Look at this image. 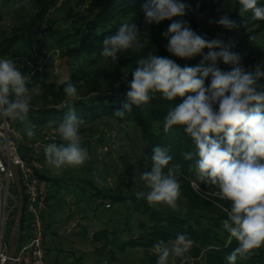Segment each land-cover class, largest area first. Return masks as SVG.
<instances>
[{
	"label": "clouds",
	"instance_id": "1",
	"mask_svg": "<svg viewBox=\"0 0 264 264\" xmlns=\"http://www.w3.org/2000/svg\"><path fill=\"white\" fill-rule=\"evenodd\" d=\"M239 4L244 12H252V19L264 20V6H258V0H239ZM24 6L31 9V0H24ZM190 10L191 6L183 0H147L142 5L146 24L172 21L162 33L168 41L166 50L172 56L192 59L202 55L203 61L197 66L181 67L173 59L158 54L139 57L128 82L127 101L114 115L123 118L133 105L141 107L156 94L168 101L180 98L163 119L164 132L173 126L184 128L196 147L197 180L214 186L218 189L215 194L230 203L222 227L229 241L235 239L238 243L226 257L228 264H236L238 258L246 259L254 249L264 246V63L244 68L242 57L230 51V45L219 39L210 40L190 27L183 19ZM174 17L181 19L173 20ZM213 22L229 30L237 27L227 14L210 21ZM140 33L135 23H123L115 34L104 37L100 54L116 62L129 50L141 52L145 44ZM204 61L211 63L204 66ZM218 61L231 65V69L222 70ZM209 77L210 84L205 86ZM30 82V77L23 75L11 58L0 59V119L27 121L33 99L27 86ZM64 84L66 97L75 98V85L70 80ZM84 123L70 109L55 129L60 142L44 145L46 164L54 174L88 160V150L82 147L80 135ZM24 131L29 140L35 137L34 125L26 124ZM3 147L0 142V150ZM191 158V153H185V159ZM150 160V168L146 166L140 175L148 191L135 192L136 200L179 210L181 166L169 167L172 156L161 146L152 149ZM189 244L184 234H178L171 242H157L153 246L156 264H169L170 257H183Z\"/></svg>",
	"mask_w": 264,
	"mask_h": 264
},
{
	"label": "trees",
	"instance_id": "2",
	"mask_svg": "<svg viewBox=\"0 0 264 264\" xmlns=\"http://www.w3.org/2000/svg\"><path fill=\"white\" fill-rule=\"evenodd\" d=\"M2 1L6 5L17 3L22 6L17 8L19 13L17 17L18 26L14 35L0 43V57L28 54L25 49H30V45L33 42H38L40 49H59L62 56L67 59L69 80L75 85L77 92L86 89V87L90 90V92H86L87 94L81 97L68 99L64 93L65 84L59 86L45 84L44 87L47 89L48 95L52 97L53 104L55 106L64 105V107L44 108L37 110L35 113L30 110L27 118H32L33 122L31 125L44 127L57 123L56 125L58 126L70 109H73L78 117L83 118L85 121L84 125H94L107 119L113 120L119 125L133 124L140 128L143 142L150 154L156 146L167 148L172 156L169 166L173 164L181 166L179 175L187 181V185L181 189V194L189 200L191 206L201 200L191 187V179H194L205 192L214 193L218 191L214 186L206 185L197 180L194 167L198 159L196 147L191 137L184 131V128L182 126H173L167 133L164 132L163 119L168 110L180 102V98L168 101L162 98L160 94H156L154 99L145 105H141V107L133 105L131 112L126 113L125 117L121 118L114 115V112L120 110L127 101L126 93L130 90L128 82L131 80V72L136 67V60L139 57L146 56L148 53L158 54L173 59L181 67L197 66L203 61L202 55L192 59H180L172 56L166 50L168 41L162 36V33L167 30L172 21L165 20L158 25L146 24L142 5L147 0H93L88 5V9L93 14L92 18L83 23L73 20L71 33L66 32L54 35L52 26L43 28V24L46 21L47 13L55 7L59 0H31V9L24 6V0ZM224 1L226 0H183V2L191 6V10L187 12L183 19L197 32L201 15L207 9L212 8V6H220ZM85 2L86 0H79L78 5H84ZM237 5L240 4L238 3ZM65 6H67V3ZM258 6H264V1L258 0ZM237 13L240 17L238 19L239 22L235 21L237 27H242L245 32L255 27L260 28V30L254 31V36L249 34L246 39H251L250 37L256 39L264 34V20H254L252 19L251 11L242 14L238 7ZM178 19L181 18H173V20ZM126 22H133L140 29V39L145 44V48L138 53H134L131 50L122 53L116 62L112 61L111 58H104L100 54L104 37L115 34L118 28ZM231 31L225 29V32L230 36ZM234 35H236V32ZM26 38H29V43L24 46L25 49L21 53L17 52V46ZM14 51L17 53H13ZM230 51L239 54V46ZM207 52L208 49H205L204 55ZM210 63V61H204V66H209ZM124 76L128 79L126 84L122 83L112 87L113 81ZM110 79V90L102 93L101 81ZM38 83L34 81L27 86L32 89ZM209 84L210 77L206 79L205 86ZM91 91L98 94H89ZM185 153H191L192 158L185 159ZM42 177L51 184H57L60 181L48 176L45 172H43ZM90 188V190L85 189L89 193V200L91 202L95 198L105 200L110 204L108 211L113 209L115 204H126L130 200L118 188L116 190H104L95 185ZM86 191L84 193L85 198L87 196ZM55 194L56 192L51 196V200L56 196ZM221 203L224 204L225 209L230 208L228 201L224 200ZM194 208L196 207L190 208L186 212H178L174 210H158L151 206L143 207L148 219L146 230L136 235L130 234L127 240L119 243L117 249L121 252L128 248L143 249L148 253L153 250V246L157 242H171L175 240L178 234H184L191 243V254L194 255V258H198L203 254L207 264H228L226 257L238 246V243L235 239L229 241V235L222 227V221L227 218L226 212L217 210L216 215L205 216L198 213ZM136 211L141 212L142 209L138 206ZM24 221L25 217L23 223ZM45 227V237H47V232L51 225L46 219ZM119 233L118 230L111 231L106 229L95 233L92 239L96 243L106 241L108 247L110 243L114 245V243L120 241ZM52 252L53 250L47 248L49 262L51 264H61L58 257L55 259L51 258ZM111 258L114 261L116 260L114 255ZM148 259L150 264H156V257L149 256ZM236 264H264V246L254 249L252 254L246 259L238 258Z\"/></svg>",
	"mask_w": 264,
	"mask_h": 264
},
{
	"label": "rangeland",
	"instance_id": "3",
	"mask_svg": "<svg viewBox=\"0 0 264 264\" xmlns=\"http://www.w3.org/2000/svg\"><path fill=\"white\" fill-rule=\"evenodd\" d=\"M78 1L79 0H66L63 6L58 8L50 18L45 21L43 28L52 26L54 35H60L66 32L71 33L73 30V20L83 23L92 18L93 14L90 9H88V5L89 3L91 4L93 0H86L84 5H78ZM66 3L67 6H65ZM238 3L239 0H226L220 6L215 5L212 6V8L207 9L200 17L197 34L205 35L210 40L219 39L226 45L231 46L229 50L239 46V55L242 59L248 56H256L257 59L264 60V34L258 36L256 39H246V36L249 34L254 36V31L260 30V28L255 27L248 30V32H245L242 27H237L236 29H232L230 36L225 32V28L222 26H218L214 22L210 23V21H216L224 14H227L232 20L239 22L238 19L240 17L237 13V7L242 14L244 11L240 5H237ZM16 5L17 3L6 5L4 1L0 0V43L13 36L15 29L18 26L17 17L19 16V13ZM235 32L236 35H234ZM28 43L29 38H26L17 46L16 51L21 53L22 50L25 49L24 46ZM25 50L26 53H29L30 51V49L27 48ZM218 50L219 49H215V51ZM16 51L13 53H17ZM17 55L19 56L20 54ZM57 59L61 60L66 58L61 54ZM57 59H54V62L55 60L57 61ZM52 61L53 60L49 62L48 68ZM65 64H60L62 65V71L58 76H55L51 72L49 75L45 76L43 81L38 83L36 87L30 89L33 97L30 110L34 111V113L37 110L44 108L61 107L60 104L56 106L53 104L52 97L48 95L46 91L47 89H45L44 85L53 84L54 86H59L64 84L63 80L66 79H63V76L69 80V67ZM217 66L224 71L231 69V65H225L223 61H218ZM250 68H252V65L248 67V69ZM127 81L128 79L125 76L120 77V79L113 81L112 87L122 83L126 84ZM110 82L111 79L101 81L102 93L110 90ZM86 92H90L87 87L86 89L77 92L76 97H81L84 94H87ZM89 94L98 93H92L91 91ZM32 122V118L28 117L25 122L14 121V125L20 133L26 136L24 131L25 126L28 123L32 124ZM56 124L57 123H52L49 126L56 129ZM111 130L116 133V138H114L116 149L114 150V154H106L103 153L102 148L94 146L93 143L96 142L95 139H99L97 140V145L98 142L99 145H109L113 141V138L110 135ZM80 135L82 137V147H85L88 150V160L83 165L65 168L61 170L59 174H54L52 169L46 164L44 158L45 155L40 160L43 172L54 179L60 180L59 183L52 184L53 187H56L57 190L60 189V191L57 193V199L55 202L53 201L51 207L52 210H55V217L58 224L56 223L51 226L46 237V247L49 250H53L51 258L55 259L58 257L61 264H88L87 261L97 263L99 261L97 255H102L104 260L111 262V254L114 251L115 256L119 259H117L115 263L112 262L113 264H149V256L157 258L154 250H151L148 253L143 249L128 248L124 252L117 250L119 243L127 240L130 234L136 235L142 233L148 226V219L143 211V207L149 205L146 200L141 199L137 201L135 197V192L137 191H148L144 183L141 181L140 175L145 170L146 166L150 168L151 165V154L143 142L140 128L133 124L119 125L115 121L107 119L97 122L94 125L83 124L80 128ZM36 136L37 132L35 129V137ZM59 142L60 141L57 143ZM165 171H167V169H165ZM178 180L181 184V189L187 185V181L179 174ZM190 182L193 191L197 193L200 199L204 202L203 203L200 200L197 204L192 205L193 207H196L194 210L205 216L216 215L217 210L225 211L226 207L221 203L224 200H221L215 194L216 192L209 193L203 191L201 186H199L194 179H191ZM94 185L104 190H116L118 188L128 196L130 200L126 204H115L113 209L109 211L104 208H100L95 214L89 211L90 213L88 212L89 215L87 222L89 225L87 227L90 231L88 232L90 237L86 235L89 239H84L82 238L83 235L81 234V229L73 234L72 231L66 232L69 221L66 214L70 209L66 200L69 196H74L75 202L77 203L80 195L78 190H80L81 187L90 190V187H94ZM85 199L89 200L88 195ZM57 202H60V204ZM177 203L179 206V210H177L178 212H186L190 208H193L191 204H189V200L182 194ZM138 206L142 209L141 212L136 211ZM151 207L158 210H172L166 205ZM80 210L82 209L80 208ZM105 229L111 231L118 230V232H120V241H117L114 245L113 243H110L109 246L106 247L107 251H104L105 247L103 248V242L95 243L91 240L92 233ZM55 231L57 232L56 237ZM190 244L189 246H191ZM191 253L192 251L190 250L189 255L190 257H193L194 255ZM178 258L179 257H170L169 264L177 262ZM198 258H200L197 260V262H199L198 264H207V260L203 254ZM194 264L197 263L195 262Z\"/></svg>",
	"mask_w": 264,
	"mask_h": 264
},
{
	"label": "built area",
	"instance_id": "4",
	"mask_svg": "<svg viewBox=\"0 0 264 264\" xmlns=\"http://www.w3.org/2000/svg\"><path fill=\"white\" fill-rule=\"evenodd\" d=\"M65 2L66 0H59L55 7L49 10L45 20L49 19ZM60 55L59 49H40L38 42H33L28 54L0 57V59L11 58L19 71L30 77V83L34 81L40 83L47 73L49 62L59 58ZM241 63L244 68L248 69L250 65L264 63V60L257 59L256 56H248L242 59ZM35 129L37 136L29 140L17 130L14 121L0 119V142H3L2 151L5 154V158L0 155V264H6L9 259L8 238L18 208L17 191L11 166L19 170L25 196V221L22 226L21 241L15 256L11 259V264H51L47 258L45 219L50 209L51 196L56 190L48 180L42 177L43 168L40 160L45 155L44 145L58 142L59 137L55 129L50 126H35ZM110 135L113 141L109 145H99L98 142V146L96 143L99 139H95L94 146L102 148L103 153L114 154L116 133L110 131ZM66 203L70 207L66 214L67 218L74 226H80L83 218L79 205L73 196H69ZM92 204L96 208L110 209V204L101 198L93 199ZM190 250L191 246L188 247L183 257H179L178 261L172 264L197 263L200 258L190 257ZM100 264L113 263L105 260Z\"/></svg>",
	"mask_w": 264,
	"mask_h": 264
},
{
	"label": "crops",
	"instance_id": "5",
	"mask_svg": "<svg viewBox=\"0 0 264 264\" xmlns=\"http://www.w3.org/2000/svg\"><path fill=\"white\" fill-rule=\"evenodd\" d=\"M56 62V63H55ZM55 62H54V60L51 62V64H50V66H49V68H48V70H47V73H46V76L47 75H49L51 72L56 76H58L59 74H60V72L62 71V65H60L61 63L63 64H65V65H67V59H57V61L55 60ZM60 68V69H59ZM63 79H66L67 80V78H65V76H63ZM63 81H65V80H63ZM79 187H81V186H79ZM55 188V190H57L56 189V187H54ZM60 190L58 189L57 191H55L56 192V196L51 200V203H50V209H49V212L47 213V215H46V220L48 221V222H50V225L52 226L53 224H58V221L56 220V217H55V210H52V203H53V201L55 202V200L57 199V193L59 192ZM79 192H80V195H79V200H78V202H77V204L79 205V207L82 209V210H80V212H82L81 214H82V218H83V220L84 221H82V224L80 225V226H74L73 224H72V222L69 220L68 221V225H67V229H66V232H71L72 231V234L74 233V232H76V231H78V230H80V231H82L81 232V234L83 235V237L82 238H84V239H89V237H90V235H89V233L88 232H90L89 231V229H88V225H89V223H87L88 222V212L89 211H91L92 213H96V212H98V210L100 209V208H104V207H98V208H96V207H94L93 206V204H92V202L89 200H85L84 198H85V195H84V193H85V188H82L81 187V189L80 190H78ZM86 193H87V195L89 194L87 191H86ZM74 197V196H73ZM85 200V201H84ZM93 200V199H92ZM58 203V202H57ZM58 204H60V202L58 203ZM93 206V207H92ZM85 207V208H84ZM105 209V208H104ZM107 210V209H106ZM108 211V210H107ZM90 213V212H89ZM67 220V219H66ZM96 221V220H95ZM85 226V227H84ZM106 230V229H105ZM100 231H104V230H98L97 232H100ZM97 232H94V233H92L91 234V240L93 241V235L95 234V233H97ZM55 233L57 234V232L55 231ZM86 233H88V234H86ZM85 235V236H84ZM86 235H88L89 237H86ZM57 235H55V237H56ZM101 242H103L104 244H103V248H104V251L106 250L107 251V245H106V241H99V242H97V243H101ZM96 243V242H95ZM130 249V248H129ZM118 250V249H117ZM100 254V253H99ZM112 255H114L115 256V254H114V251L112 252V254H111V257H112ZM97 257L99 258V261L96 263H93V262H91V261H87V263L88 264H100L102 261H105L104 260V258H103V256L102 255H97ZM88 258V257H87ZM115 258H116V260L114 261V260H112V258H111V262H116L117 261V259H119V258H117L116 256H115ZM80 260H82L81 258H79ZM83 264H85V263H83ZM150 264V263H149Z\"/></svg>",
	"mask_w": 264,
	"mask_h": 264
},
{
	"label": "water",
	"instance_id": "6",
	"mask_svg": "<svg viewBox=\"0 0 264 264\" xmlns=\"http://www.w3.org/2000/svg\"><path fill=\"white\" fill-rule=\"evenodd\" d=\"M0 155L3 158H5V154L2 150H0ZM11 171L14 176L15 188L17 191L18 208L16 211V216L13 222V226L9 234V238H8V246H9L8 258L9 259L6 264H11V259L15 256L18 245L21 241V235H22L21 233H22L24 210H25V196H24L23 187L20 181L19 170L17 167L11 166Z\"/></svg>",
	"mask_w": 264,
	"mask_h": 264
}]
</instances>
